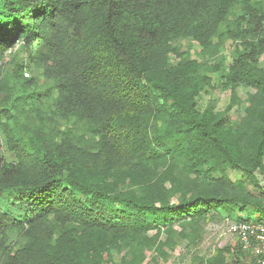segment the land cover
<instances>
[{"label": "trees", "instance_id": "16d2710c", "mask_svg": "<svg viewBox=\"0 0 264 264\" xmlns=\"http://www.w3.org/2000/svg\"><path fill=\"white\" fill-rule=\"evenodd\" d=\"M261 61V0H0V264H116L125 249L139 264L176 223L264 214L226 173L264 172ZM214 73L227 110L237 86L255 89L240 122L198 108ZM180 186L193 191L171 201Z\"/></svg>", "mask_w": 264, "mask_h": 264}, {"label": "rangeland", "instance_id": "374dc122", "mask_svg": "<svg viewBox=\"0 0 264 264\" xmlns=\"http://www.w3.org/2000/svg\"><path fill=\"white\" fill-rule=\"evenodd\" d=\"M261 1L264 2V0ZM176 45L180 49L189 52L191 57L195 56L194 51L197 45L190 38L180 39L176 42ZM220 51L224 57V67H227L232 59L233 45L227 43L220 48ZM12 53L13 50L4 56L3 62L6 61L5 68L8 67L9 56ZM209 60L212 61V58ZM260 65L264 66V61H261ZM219 76V73H214L211 87L207 89L208 92H201L197 97L198 108L203 109L211 102L214 111L223 112L234 123H238L245 115V108L248 106V96L255 89L245 85L237 86L235 88L237 102L232 103V108L227 110L228 104L231 101V91L229 88H221ZM1 154L5 159H10L9 152ZM226 173L232 181L236 182L233 188L234 191L247 195L252 200L264 203V172L256 170L252 175H248L242 171L228 169ZM218 175L216 173L215 177H218ZM202 187L206 190L222 192V189L216 186L212 179L203 181ZM191 191H193V188L190 186L177 187L173 191V194L170 195V199L176 202L182 193H189ZM2 205L6 206L5 203ZM226 214H229L232 218L239 217L242 219L264 216L254 205L236 204L230 206L229 210L220 208L213 213H208L197 227L187 225L185 229H182L181 224L176 223L172 230L170 242L161 246L162 252H157L153 247L144 248L142 250L144 256L139 264H248L253 262L251 251H243L236 238L229 235H219L217 226H215L217 224L216 220ZM155 232L156 230H151L149 234H154ZM166 237V230L161 228L159 231V241H165ZM9 239L11 241L18 239L17 232L11 233ZM124 257H126L125 261L131 259L132 254L130 255L128 249L114 253L116 264H123L122 259Z\"/></svg>", "mask_w": 264, "mask_h": 264}, {"label": "built area", "instance_id": "2783aa9c", "mask_svg": "<svg viewBox=\"0 0 264 264\" xmlns=\"http://www.w3.org/2000/svg\"><path fill=\"white\" fill-rule=\"evenodd\" d=\"M2 144L3 140L0 135V146ZM216 221L215 226H217L219 235L234 237L243 251H251L253 262L248 264H264V218L237 221L224 216Z\"/></svg>", "mask_w": 264, "mask_h": 264}]
</instances>
